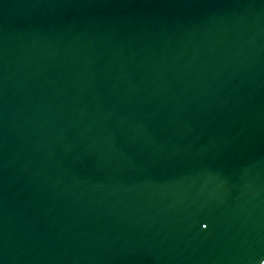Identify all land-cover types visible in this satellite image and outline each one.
<instances>
[{"label": "water", "instance_id": "95a60500", "mask_svg": "<svg viewBox=\"0 0 264 264\" xmlns=\"http://www.w3.org/2000/svg\"><path fill=\"white\" fill-rule=\"evenodd\" d=\"M0 264H264V0H0Z\"/></svg>", "mask_w": 264, "mask_h": 264}]
</instances>
